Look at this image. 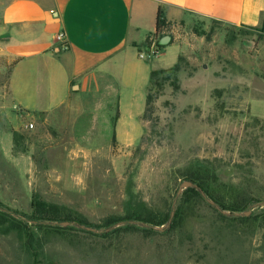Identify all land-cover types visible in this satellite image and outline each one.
I'll use <instances>...</instances> for the list:
<instances>
[{
  "label": "rangeland",
  "instance_id": "374dc122",
  "mask_svg": "<svg viewBox=\"0 0 264 264\" xmlns=\"http://www.w3.org/2000/svg\"><path fill=\"white\" fill-rule=\"evenodd\" d=\"M165 35L180 47V71L153 91L132 145L111 144L93 111L78 116L77 130L15 112L13 153L33 163L27 174L0 141V264H264V24L189 17ZM6 77L0 67V136L10 128ZM206 168L211 190L227 201L240 195L245 210L190 193L171 228L188 174ZM35 198L90 226H40L31 218ZM138 208L156 220L171 212L170 220L128 219Z\"/></svg>",
  "mask_w": 264,
  "mask_h": 264
},
{
  "label": "crops",
  "instance_id": "0c3cea01",
  "mask_svg": "<svg viewBox=\"0 0 264 264\" xmlns=\"http://www.w3.org/2000/svg\"><path fill=\"white\" fill-rule=\"evenodd\" d=\"M159 9L169 25L189 17L264 23V0H0V67L11 103L0 141L9 162L24 163L27 174L33 163L29 153H13L16 111L74 130L78 116L93 111L111 144L139 139L151 73L180 56L173 37L158 56H143L148 37L168 29L154 36ZM160 57L167 59L155 64Z\"/></svg>",
  "mask_w": 264,
  "mask_h": 264
},
{
  "label": "trees",
  "instance_id": "16d2710c",
  "mask_svg": "<svg viewBox=\"0 0 264 264\" xmlns=\"http://www.w3.org/2000/svg\"><path fill=\"white\" fill-rule=\"evenodd\" d=\"M264 24V23H263ZM169 27V24L163 17V11L161 9L158 10V17H157V24H156V31L154 33V36H158L162 31H164L166 28ZM158 47L163 48L160 43H158ZM180 60L181 56H179V60L177 64L171 68L166 70H155L151 73V80H150V86L148 89V95H147V103H146V111L144 112L147 114V112L151 108V104L154 100V94L153 91L155 89L162 88V79L164 78L165 74H169V77L171 73L175 74L178 71H180ZM167 77V78H169ZM17 133L14 132V136H16ZM202 168V167H201ZM209 171L206 169L200 170L199 172H191L188 174V181L192 182L193 186L188 187L185 192L183 193V202L179 205L178 212H176L174 218L171 222V228L176 227L178 223H180L181 220L184 219L182 217V213H184V209L186 206V203L189 204L191 199H193L194 195L198 198H202V194H206L209 198H211L213 201H215L217 204L221 205L224 209H229L232 211H244V205L241 201L240 195H235L232 199L227 201V199L214 191L211 190V186L209 183ZM190 193L194 194L191 195ZM191 199H190V198ZM187 198H189L187 200ZM3 205L0 202V214H5L3 209L1 208ZM33 213L31 215L32 221L34 222H40V226H47L46 223H57L59 226H54L55 228H66L61 227V225H64V223H67L68 226L78 224V225H87L90 226L89 223L79 215L77 212L68 209L67 207L57 205L55 203H48L46 201H43L39 198H35L33 202ZM184 207V209H183ZM183 209V212L181 211ZM132 213L129 214L127 217L128 219H136L142 223H146L149 226H161L169 222L171 212H168L164 217H162L159 220L151 219L148 216L144 215V212H141L140 209H136L131 211ZM11 218H13L11 216ZM14 219V218H13ZM119 219H116L113 223H116ZM67 226V225H66ZM68 228V227H67ZM10 229L19 230L18 228L12 226Z\"/></svg>",
  "mask_w": 264,
  "mask_h": 264
},
{
  "label": "built area",
  "instance_id": "2783aa9c",
  "mask_svg": "<svg viewBox=\"0 0 264 264\" xmlns=\"http://www.w3.org/2000/svg\"><path fill=\"white\" fill-rule=\"evenodd\" d=\"M159 41H160V38L153 37V39L151 41V47H149V49L144 52L143 56L149 58V57H156L159 54H161V48L158 47ZM27 128L28 129H33L34 128V124L33 123H28L27 124Z\"/></svg>",
  "mask_w": 264,
  "mask_h": 264
},
{
  "label": "water",
  "instance_id": "95a60500",
  "mask_svg": "<svg viewBox=\"0 0 264 264\" xmlns=\"http://www.w3.org/2000/svg\"><path fill=\"white\" fill-rule=\"evenodd\" d=\"M171 40H172V36L171 35H165V36L161 37L159 43L162 46H166V45H168L171 42ZM192 186H193V184L190 181H186V182L183 183V187H185V188L192 187ZM247 214H249V213H247ZM64 225H68V224L64 223Z\"/></svg>",
  "mask_w": 264,
  "mask_h": 264
}]
</instances>
